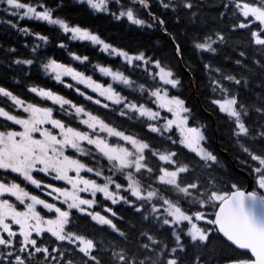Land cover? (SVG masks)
Listing matches in <instances>:
<instances>
[{"label":"snow or ice","instance_id":"snow-or-ice-1","mask_svg":"<svg viewBox=\"0 0 264 264\" xmlns=\"http://www.w3.org/2000/svg\"><path fill=\"white\" fill-rule=\"evenodd\" d=\"M114 2L120 5L118 12L111 11L110 0H78V3L86 5L94 12L110 13L117 20L126 17L132 24L153 26L139 18L134 7L122 4L121 0ZM137 3L145 9L151 7L149 0H131V4ZM0 4L6 5L4 11L9 12L12 17L35 19L58 26L63 33H70L71 39L98 45L108 55L122 58L128 66L140 68L141 64L136 62H143L144 70L153 80L158 78L157 85L148 88L144 84L136 85L125 72L100 64L94 66V71L110 77L111 82L101 83L85 71L54 58H48L42 68L51 74L55 81L67 88H74L87 101L101 105L104 109L110 108L109 103L89 95L76 85H84L99 97H103L104 101H111L112 105L120 106L119 115L122 117H128L130 120L144 118L149 132L160 137L170 133L165 138L172 145L183 146L202 161L217 162V156L205 147L203 126L190 125L191 109L186 106L185 100L170 94L169 89L165 87L170 85L176 88L180 81L175 78L172 69L163 65L159 59L147 57L143 51L130 54L129 51L106 42L88 27L70 25L66 19L54 15V9L44 4L39 5L42 10H37L33 4L22 0H0ZM159 4L165 9L176 7L165 0H159ZM183 7L192 9V0H184ZM223 7H232L235 10L233 15L238 13L236 22L231 25L232 30L248 29L252 42L264 48V0H229ZM149 15L161 26L165 25V21L155 17L151 11ZM223 15L224 13H221V16ZM7 23L25 35H33L45 43L49 40L47 35L33 31L27 26L20 27L13 20H8ZM164 31L167 33V28H164ZM224 40V35L217 31L215 39L209 35L202 40H194L193 43L195 49L215 54L218 49L213 45ZM59 46L66 47L63 42ZM32 50L35 52L36 47ZM175 50L178 55H182L179 44H176ZM69 55L81 63L89 61L88 56L75 52H69ZM244 55V52L240 53V56ZM14 63L31 65L34 61L18 59ZM235 63L240 64L241 61L236 60ZM149 64L154 66L155 71L147 67ZM203 67L209 73L215 72L220 76L219 79H211L212 91L219 93L218 98H213L211 103L232 121L233 135L251 161L249 175L254 180L251 191L245 190L238 182L226 183L220 188L212 181H209L212 185L209 188H203L197 181L184 182L181 174L189 172V164L178 161L177 151H161L138 133L115 126L99 114L89 111L83 104L76 103L50 88L32 86L29 91L42 100L59 105L61 113L70 119L78 120L87 130L56 118L53 115V107L27 102L6 87L0 86V96L10 100L16 108H22L26 114H13L5 107H0V117L19 126V130L8 125L0 128V170L4 172L3 177H0V264H34L37 254L42 256L43 264H49V260L52 264H75L72 259L64 260L65 252L61 251L59 246L50 249L44 243L45 234L54 238V242L67 241L68 244L75 245L78 252L87 258L83 264H101L95 254L97 243L71 228L72 210L75 209L127 238L126 233L121 231L108 215L90 210L97 204V193L102 194L104 199L111 201L113 205L119 202L130 205L136 212L142 213L144 220L149 219L145 210V205H148L156 223L167 226L171 237L174 238V246L169 248L168 243L157 239L148 231L141 232L140 235L145 237L146 242L141 243L140 248L155 254L157 259H152L151 255L138 258L137 254L130 255L120 249L112 252L116 264H182L178 252L186 251L188 241H185L184 237H188L192 243L207 247L212 235H216L217 239L234 253L223 256L222 264H264V147L260 152H256L241 142L242 137L264 140V127L253 133L245 120L249 115L248 108L239 99V93H233L224 84V81H228L241 85L240 79L224 73L220 67H213L211 63H205ZM64 77H71L76 85L66 83ZM114 84L122 85L131 91L138 88L141 94L147 92L156 109L146 103L130 100L122 91H117ZM160 109L170 113L171 118L161 116ZM255 110L264 114V106ZM175 133H179L178 139H173ZM68 149L74 150L76 155L67 154ZM97 156L107 161L111 175H104L103 167H94L78 158L90 157L92 161L97 162ZM149 156L157 157L164 165L154 169L149 165ZM10 173H15L19 181L17 178L9 179ZM34 173H43L45 177L51 176L53 180L64 181L66 186L48 183ZM81 173L102 177L103 183ZM117 173L123 177L126 184L113 179ZM156 183L170 186L178 198H169L159 187L153 186ZM26 185L45 192L53 202L30 191ZM113 185L114 188L110 187ZM82 193H89L90 198H85ZM13 197L14 201L11 199ZM180 199L199 205V209L185 208ZM105 212L110 213L111 217L117 216V212L111 207H105ZM57 255L60 260H57ZM195 264L205 262L197 256Z\"/></svg>","mask_w":264,"mask_h":264},{"label":"trees","instance_id":"trees-1","mask_svg":"<svg viewBox=\"0 0 264 264\" xmlns=\"http://www.w3.org/2000/svg\"><path fill=\"white\" fill-rule=\"evenodd\" d=\"M22 2L33 4L37 10H42L39 5L44 4L54 9V15L66 19L70 25L79 24L88 27L106 42L123 48L130 54L143 51L147 57L159 59L163 65L171 68L180 84L176 88H172L170 85H165V87L169 89L170 94L178 95L185 100L186 106L191 109L190 125L203 126L202 131L206 136L205 147L217 156V162L202 161L195 153H191L183 146L172 145L165 138L170 133L165 134V137H160L156 133L149 132L144 123V118L130 120L128 117L120 116V106L112 105L111 101H104L103 97H99L97 93L85 88L84 85H76L71 77H64L66 83H72L89 95L109 103L110 108L104 109L101 105L87 101L74 88H67L64 84L55 81L51 74L46 73L42 68V64L48 58H54L61 63L70 64L80 71H85L86 74L92 75L93 79L101 83L111 82L110 77L94 71V66L100 64L110 66L113 70L118 69L125 72L135 81L136 85L144 84L146 88L153 87L159 83V80L158 78L153 80L152 76L144 70L143 62H136L141 64L140 68L128 66L122 58L108 55L98 45H93L89 41L71 39V34L63 33L58 26L48 25L46 22L35 19L12 17L9 12L4 11L6 7L4 4H0V86L6 87L27 102L53 107V115L56 118L64 119L66 123H71L74 127L78 126L87 130L86 126L80 125L78 120L70 119L61 113L59 105H53L51 101L42 100L35 93L29 91L32 86L50 88L76 103L83 104L89 111L99 114L115 126L138 133L161 151L165 149L177 151L178 161L189 164V172L181 174L184 182L197 181L203 188L212 186L209 181H212L217 188L223 187L226 183L238 182L245 188L251 178L253 188L254 180L249 175L251 161L247 154L242 151L240 144L237 143V138L233 135L234 125L226 114L220 113L218 107L211 103V100L218 98L219 95L218 91H212L211 79H219L220 76L215 72L209 73L203 67L205 63H211L213 67H220L224 73L235 75L237 79L241 80V85H235L228 81H224V84L233 93H239V99L248 108L249 115L245 117V120L253 133L260 131L264 127V114L255 109L264 106V48L252 42L248 29L232 30L231 25L236 22L238 13L233 15L235 10L232 7L228 9L223 7V4L229 3V0H192V9L183 7L184 0H165L167 3L176 5L174 9L161 7L159 0H149L151 5L149 10L138 3L131 4L129 0H121L122 4L134 7L139 18L151 23L152 27H148L147 24L144 26L132 24L126 17L117 20L107 12H94L86 5L78 3V0H22ZM58 4L60 7H57ZM110 8L112 12H118L120 5L112 2ZM149 11L155 17L163 19L165 25L161 26L157 20L150 18ZM221 13L224 15L221 16ZM8 20H13L20 27L27 26L33 31L47 35L49 37L48 42L45 43L33 35H25L19 32L17 28H13L7 23ZM164 28H167V33H165ZM217 31L225 37L223 42H217L213 45L218 49L217 53L213 54L195 49L194 40H202L203 37L209 35L215 39ZM61 42L66 45L65 48L59 46ZM176 44H179L182 55L176 53ZM33 47H36L35 52L32 50ZM69 52L88 56L89 61L84 63L75 61ZM241 52H244L245 55L240 56ZM18 59H32L34 63L31 65L14 63ZM236 60H240L241 63L236 64ZM147 67L155 71L153 65L149 64ZM245 81H247L246 84ZM114 87L117 91H122L123 95H127L130 100L146 103L149 107L156 109V105L151 103L152 98L148 97L147 92L141 94L138 88L136 91H131L116 84ZM9 101L0 96V107L7 108L9 106L8 108H11L12 104ZM160 112L161 116L171 118V114L165 110L160 109ZM0 121L4 120L0 118ZM4 126V123L0 124V128ZM178 137L179 133H175L173 139H178ZM241 142L256 152H260L261 148L264 147V140L260 138L242 137ZM70 155H76L74 150L70 151ZM78 158L94 167H103L104 175L112 174L108 171L107 161L99 156H97V162L92 161L90 157ZM149 165L155 169L158 166H163L164 162L159 161L157 157L149 156ZM81 174L88 175L90 178L97 179L99 183H103L102 177L97 178L93 174L87 173ZM8 178L17 177L8 174ZM17 179L19 180V178ZM113 179H116L118 183L126 184L119 173L113 176ZM45 181L56 186H66L64 181L46 178ZM153 186L159 187L165 195L173 200L178 198L171 191L170 186H163L159 183ZM110 187L114 188V185ZM81 195L90 198L89 193H82ZM130 199L134 200L135 198L130 197ZM56 203L59 204L60 202L56 201ZM180 203L185 208L199 209V205L189 204L185 199H180ZM105 207H111L117 212V216L111 217L110 213L105 212ZM90 210L108 215L127 236V238L121 237L107 226L96 223L75 209L72 210L71 228L97 243L95 254L101 264H116L112 252L120 249H124L130 255L135 253L138 258L151 255L152 259H157L155 254L140 248V244L146 242L145 237L140 235L144 231H148L157 239L168 243L169 248L174 246V238L171 237L167 226L156 223L148 205H145V210L149 219L144 220L142 213L136 212L130 205L123 202L113 205L111 201L105 200L102 194L97 193V204ZM207 211L211 212L212 210L207 209ZM184 240L188 241L186 251L178 252L182 264H195L197 256L205 264H222L223 256L234 254L217 239L216 235H212L207 247L190 242L188 237H184ZM44 243L50 249L59 246L60 250L65 252L64 260L72 259L75 264H83V261L87 259L78 252L75 245H70L67 241L54 242V238L45 234ZM57 260H60L58 255ZM34 264H43V258L40 254L36 255ZM49 264H52L50 260Z\"/></svg>","mask_w":264,"mask_h":264},{"label":"flooded vegetation","instance_id":"flooded-vegetation-1","mask_svg":"<svg viewBox=\"0 0 264 264\" xmlns=\"http://www.w3.org/2000/svg\"><path fill=\"white\" fill-rule=\"evenodd\" d=\"M18 109L20 110V108H18ZM23 115H24V114H23ZM4 123H5V125H8V126L14 128V129H16V130H19V126H18V125H13V124H11L10 121H5ZM0 124H2L1 121H0ZM0 175H4L3 170H0ZM9 175H11V176H13V177L16 176L15 173H10ZM18 181H19V180H18ZM22 186H24V185H22ZM26 186L29 188L30 191H34L35 194L40 195L42 198H46V199H48V200H51V197H47L46 194H45V192H42V191H40L39 189H34V187L31 186V185H26ZM11 199H12L13 201L15 200L14 197L11 198ZM50 202H51V201H50Z\"/></svg>","mask_w":264,"mask_h":264},{"label":"water","instance_id":"water-1","mask_svg":"<svg viewBox=\"0 0 264 264\" xmlns=\"http://www.w3.org/2000/svg\"><path fill=\"white\" fill-rule=\"evenodd\" d=\"M131 1V0H130ZM152 16V15H151ZM247 191H251V181L249 180L248 185L246 188H244Z\"/></svg>","mask_w":264,"mask_h":264},{"label":"rangeland","instance_id":"rangeland-1","mask_svg":"<svg viewBox=\"0 0 264 264\" xmlns=\"http://www.w3.org/2000/svg\"><path fill=\"white\" fill-rule=\"evenodd\" d=\"M20 110H21L22 115H23V114L26 115L25 113H23V109H22V108H20Z\"/></svg>","mask_w":264,"mask_h":264}]
</instances>
